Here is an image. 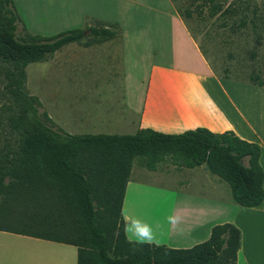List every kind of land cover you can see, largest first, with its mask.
Wrapping results in <instances>:
<instances>
[{
	"label": "trees",
	"instance_id": "obj_1",
	"mask_svg": "<svg viewBox=\"0 0 264 264\" xmlns=\"http://www.w3.org/2000/svg\"><path fill=\"white\" fill-rule=\"evenodd\" d=\"M177 10L185 19L222 7L216 0H188ZM199 1V2H198ZM231 8L224 10L230 12ZM14 0H0V74L9 100L7 121L15 134L0 151V230L72 244L78 264H237L241 231L216 224L210 237L189 248L131 241L123 202L133 164L147 169L170 159L177 167L207 169L230 185L233 200L256 207L264 200L261 146L232 130L206 127L166 133L150 127L134 133L71 134L53 121L27 89V66L51 58L69 43L92 45L115 38L113 24L89 25L54 35L18 34ZM264 86L259 77L251 78Z\"/></svg>",
	"mask_w": 264,
	"mask_h": 264
},
{
	"label": "rangeland",
	"instance_id": "obj_2",
	"mask_svg": "<svg viewBox=\"0 0 264 264\" xmlns=\"http://www.w3.org/2000/svg\"><path fill=\"white\" fill-rule=\"evenodd\" d=\"M113 1L14 0L20 16L19 35L25 32L54 35L97 24H113L119 30L116 38L111 40L92 45L69 43L51 58L27 66L28 91L39 97L43 109L57 126L71 134L118 133L114 117L122 113L124 87L131 98L140 97L147 87L152 66L173 67L181 60L179 33L176 32L173 43L170 28L165 29V33L162 30V43H158L157 38L152 44V39L146 36L149 30L125 27L127 34L131 32L132 42L131 57H128L121 44L122 30L118 24L94 18L95 15L126 19L127 14L119 11L118 4L113 7ZM173 1L176 8L190 6L188 0ZM216 2L222 7L218 14L210 15V8L206 7L202 17L194 11L185 22L221 80L227 98L255 116L258 108L264 106V86L251 80L257 76L264 81V0ZM195 5L190 7L194 9ZM227 8H231L230 12L224 13ZM175 53L180 57L177 58ZM188 58L184 53V60L180 63L187 69H193L194 63ZM3 84L0 74V151L15 139L7 121L10 103L2 96ZM193 88H197L199 97L195 101L190 99L192 109H202L206 114L221 117L227 114L224 99L219 97V93L208 88ZM131 121H134L132 117ZM124 131L122 133L129 134L136 130L131 125ZM131 175L134 179L201 193H214L205 183L216 180L221 186L218 190L221 194H228L231 190L228 182L211 173L205 165L202 168L177 167L170 159L151 171L145 167L144 159L137 157ZM159 216L153 217L149 224H159ZM8 247L16 249L13 244ZM18 252L23 261L44 264L51 261L48 252L40 248L23 246L18 248Z\"/></svg>",
	"mask_w": 264,
	"mask_h": 264
},
{
	"label": "crops",
	"instance_id": "obj_3",
	"mask_svg": "<svg viewBox=\"0 0 264 264\" xmlns=\"http://www.w3.org/2000/svg\"><path fill=\"white\" fill-rule=\"evenodd\" d=\"M117 4L119 11L127 14L126 19L95 15L94 18L118 24L122 30L121 44L128 57H131V32L127 34L125 27L130 30H149L146 36L152 39V44L158 39V43H162V30L165 33V29L170 28L173 43L176 32L179 33L181 60H184L186 53L194 63L193 69H187L185 64L181 65L180 59L173 67L152 66L147 87L140 97L131 98L127 94L128 89L124 87L123 110L114 117L118 134H124L122 132L130 129L131 125L136 131L150 127L166 133H180L197 127H206L214 132L232 130L241 138L261 146L260 163L264 170V106H260L257 114L252 116L227 98L221 80L192 36L175 2L114 0L113 7ZM164 33L163 37L166 38ZM179 53H175L177 58L180 57ZM193 87L213 89L219 93V97L224 99L222 101L227 114L221 117L206 114L202 109H192L190 99L195 101L199 97L197 88ZM131 117L134 121H131ZM205 186L214 193L188 191L131 178L122 209L127 223V238L131 241L165 244L173 248H189L206 241L214 225L231 222L241 231L237 264H264V200L259 206L245 207L233 200L231 190L228 194H221L218 191L221 186L216 180L205 183ZM157 215H161L159 224L152 226L149 221ZM144 226L149 231L141 233ZM12 244L16 249L8 247ZM23 246L46 250L51 258L48 264H78L75 245L4 230H0V264H44L23 261L18 255V248Z\"/></svg>",
	"mask_w": 264,
	"mask_h": 264
},
{
	"label": "clouds",
	"instance_id": "obj_4",
	"mask_svg": "<svg viewBox=\"0 0 264 264\" xmlns=\"http://www.w3.org/2000/svg\"><path fill=\"white\" fill-rule=\"evenodd\" d=\"M149 231V229L147 228V226H144V228L141 229V233L147 232Z\"/></svg>",
	"mask_w": 264,
	"mask_h": 264
}]
</instances>
